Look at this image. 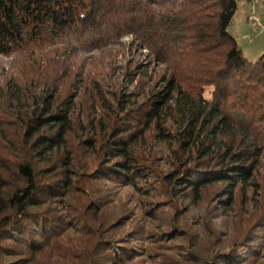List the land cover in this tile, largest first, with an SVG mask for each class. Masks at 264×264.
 <instances>
[{"label":"trees","instance_id":"trees-1","mask_svg":"<svg viewBox=\"0 0 264 264\" xmlns=\"http://www.w3.org/2000/svg\"><path fill=\"white\" fill-rule=\"evenodd\" d=\"M237 7L0 0V54L21 58L0 86V264H264V53L229 30ZM128 36L164 66L142 100L145 68L84 79Z\"/></svg>","mask_w":264,"mask_h":264},{"label":"rangeland","instance_id":"rangeland-1","mask_svg":"<svg viewBox=\"0 0 264 264\" xmlns=\"http://www.w3.org/2000/svg\"><path fill=\"white\" fill-rule=\"evenodd\" d=\"M237 3L238 7L229 26V30L237 38L244 55L249 60L255 61L264 53V30L260 31L257 23L250 19V17L256 14L264 24V0H237ZM135 43V41H132L131 36L124 37L120 43L110 45L107 49L99 50L94 56L87 57L84 63L82 62L83 57L78 58L76 64L83 63L87 68L84 79L94 80L98 76L97 81L101 82V79H103L104 82L108 81L112 85L120 83L125 89L130 86L129 80L125 78L126 70H131L136 74L137 70L145 68L146 72L141 76L139 89L138 87L137 89L135 88L140 93V99L142 100L144 97H147V94L162 87L160 79L164 71V66H156L151 63L148 60L149 51L147 49H140ZM14 56L0 54V86L4 85L6 79L11 75L15 74V71H17L21 63V58ZM102 72H104V75ZM105 85L111 86L108 84ZM130 88L133 89L132 86ZM207 95L209 94L207 93ZM156 166L161 170L160 166H165L164 161L160 158ZM99 185L104 188L106 182H101ZM117 191L114 192V196L111 198L114 201L127 203L128 208L136 203L135 199L137 196H130L128 189L122 188ZM163 198L165 196L154 197L155 200L162 199L164 201ZM192 210L191 213L185 214L184 209L179 207L177 213L179 218H187L191 229H193L192 233H195L200 219L198 218L200 209L197 207V209L192 208ZM162 219H164V215H162ZM192 225L194 226L193 228Z\"/></svg>","mask_w":264,"mask_h":264},{"label":"built area","instance_id":"built-area-1","mask_svg":"<svg viewBox=\"0 0 264 264\" xmlns=\"http://www.w3.org/2000/svg\"><path fill=\"white\" fill-rule=\"evenodd\" d=\"M250 19L254 20V22L257 23V25H258L257 27H258V29H259L260 31H263V30H264V24L261 22L260 17H258V16L255 14V15H252V16L250 17Z\"/></svg>","mask_w":264,"mask_h":264}]
</instances>
